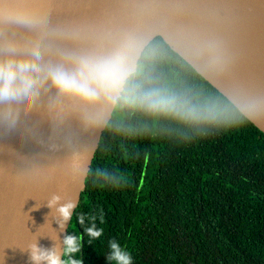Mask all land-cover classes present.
<instances>
[{
    "label": "trees",
    "instance_id": "16d2710c",
    "mask_svg": "<svg viewBox=\"0 0 264 264\" xmlns=\"http://www.w3.org/2000/svg\"><path fill=\"white\" fill-rule=\"evenodd\" d=\"M110 123L67 232L82 264H114L112 241L132 264H264V131L161 35Z\"/></svg>",
    "mask_w": 264,
    "mask_h": 264
},
{
    "label": "water",
    "instance_id": "95a60500",
    "mask_svg": "<svg viewBox=\"0 0 264 264\" xmlns=\"http://www.w3.org/2000/svg\"><path fill=\"white\" fill-rule=\"evenodd\" d=\"M208 4L210 0H0V59L29 57L36 45L38 63L64 62L65 67H71L66 56L131 52L134 72L144 49L161 35L264 131V81L251 85L208 34V16L214 14L212 5L207 12ZM13 8L32 10L41 23L8 22L3 14ZM173 22L182 26L199 53L204 52L205 68L164 36L162 31ZM201 32L208 36L205 42L203 36L191 38ZM116 103L81 105L59 99L55 89L48 88L34 105H15L11 117L0 106V264H32V243L63 251L71 219L61 229L57 209L70 201L77 206ZM53 196L61 200L49 208Z\"/></svg>",
    "mask_w": 264,
    "mask_h": 264
},
{
    "label": "clouds",
    "instance_id": "9594fccd",
    "mask_svg": "<svg viewBox=\"0 0 264 264\" xmlns=\"http://www.w3.org/2000/svg\"><path fill=\"white\" fill-rule=\"evenodd\" d=\"M8 22L35 25L42 18L27 8L8 9L3 14ZM13 45H10L12 47ZM131 52H115L108 56H66L71 67L59 64L43 65L39 45L32 49L29 57L9 56L0 59V106L8 116H12L14 106L21 103L34 105L42 89H55L59 99H68L81 105H95L100 102L116 103L129 79L133 75L134 65ZM151 108H163V100L149 101ZM252 115L251 113L249 114ZM15 123V120H12ZM61 200L53 196L48 207L54 208ZM74 201L60 206L57 211L62 216L60 227L63 229L72 218ZM83 225L84 218L80 217ZM89 243L103 235V229L92 227L84 229ZM83 235H68L64 238L63 251L58 246L44 248L38 243L28 246L29 259L32 264H82L77 256L81 253ZM111 252L107 257L114 264H132L130 253L122 249L117 241L110 242Z\"/></svg>",
    "mask_w": 264,
    "mask_h": 264
},
{
    "label": "bare ground",
    "instance_id": "6f19581e",
    "mask_svg": "<svg viewBox=\"0 0 264 264\" xmlns=\"http://www.w3.org/2000/svg\"><path fill=\"white\" fill-rule=\"evenodd\" d=\"M210 5L214 14L208 16V34L224 48L235 70L246 73L250 84L257 86L264 81V0H210L207 12H211ZM162 32L176 48L205 68L204 52L196 50L179 23L169 24ZM195 36H203L204 42V37L208 38L206 32L191 38Z\"/></svg>",
    "mask_w": 264,
    "mask_h": 264
}]
</instances>
